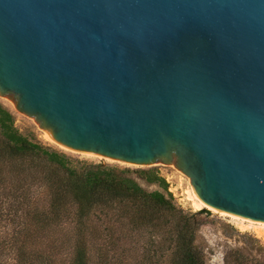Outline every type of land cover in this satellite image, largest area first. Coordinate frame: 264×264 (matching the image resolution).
<instances>
[{
	"label": "water",
	"instance_id": "95a60500",
	"mask_svg": "<svg viewBox=\"0 0 264 264\" xmlns=\"http://www.w3.org/2000/svg\"><path fill=\"white\" fill-rule=\"evenodd\" d=\"M0 97L61 145L174 164L264 222V0H0Z\"/></svg>",
	"mask_w": 264,
	"mask_h": 264
},
{
	"label": "trees",
	"instance_id": "16d2710c",
	"mask_svg": "<svg viewBox=\"0 0 264 264\" xmlns=\"http://www.w3.org/2000/svg\"><path fill=\"white\" fill-rule=\"evenodd\" d=\"M197 215L178 207L157 167L73 158L22 132L0 100V264H131L138 238L143 264H208Z\"/></svg>",
	"mask_w": 264,
	"mask_h": 264
},
{
	"label": "rangeland",
	"instance_id": "374dc122",
	"mask_svg": "<svg viewBox=\"0 0 264 264\" xmlns=\"http://www.w3.org/2000/svg\"><path fill=\"white\" fill-rule=\"evenodd\" d=\"M0 100L14 112L16 125L22 132L28 133L29 131H33L41 143L62 151L73 158L132 169L151 167L126 163L93 153L61 147L45 138L44 130L39 127L34 118L17 112L12 104V100L1 97ZM152 167H157L166 178L169 183V191L173 193L178 207L184 209L187 213H198L197 218L201 222L197 231V244L203 250L208 264H236L234 260L237 256L236 251L238 250L249 257L264 258V235L259 233L260 231L264 234L263 225L243 221L228 214H221L219 211H214L208 207L200 210L195 209L192 205L193 202L189 199L190 190H194L193 185L185 173L177 169L174 164H157ZM149 188L153 189L154 187ZM204 209H207L209 213L203 212ZM64 230L60 237L61 239L69 237L68 234L71 233V227ZM0 234L3 233L0 232ZM142 242L143 239L138 238L135 239L134 243H129L131 251L128 254L132 258L131 264H143L141 249H137L140 248Z\"/></svg>",
	"mask_w": 264,
	"mask_h": 264
},
{
	"label": "bare ground",
	"instance_id": "6f19581e",
	"mask_svg": "<svg viewBox=\"0 0 264 264\" xmlns=\"http://www.w3.org/2000/svg\"><path fill=\"white\" fill-rule=\"evenodd\" d=\"M13 104V103H12ZM44 136H45V138L47 139V140H49L50 142H52V143H55V144H57V145H59V146H61V147H64V148H68V147H66V146H64V145H61L60 143H58L57 141H55V140H53L52 139V137L48 134V131H44ZM70 149V148H69ZM189 199L193 202V206L195 207V209H197V210H200V209H202V208H205V207H208V208H210V209H212V210H214V211H218L217 209H215V208H213V207H211V206H209V205H207V204H205L197 195H196V193H195V191L194 190H190V193H189ZM221 214L223 213V214H228V215H230V216H232V217H235V218H237V219H240V220H243V221H248V222H252V223H256V224H259V225H263L264 226V222H262V221H257L256 222V220H251V219H247V218H244V217H241V216H238V215H235V214H230V213H227V212H223V211H219ZM259 233L260 234H262V235H264L263 234V232L261 233L260 231H259Z\"/></svg>",
	"mask_w": 264,
	"mask_h": 264
}]
</instances>
